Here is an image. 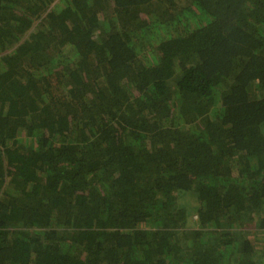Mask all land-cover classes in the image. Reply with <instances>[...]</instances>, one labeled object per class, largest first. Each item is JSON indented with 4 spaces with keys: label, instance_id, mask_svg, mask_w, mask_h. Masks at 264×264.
Segmentation results:
<instances>
[{
    "label": "trees",
    "instance_id": "trees-1",
    "mask_svg": "<svg viewBox=\"0 0 264 264\" xmlns=\"http://www.w3.org/2000/svg\"><path fill=\"white\" fill-rule=\"evenodd\" d=\"M233 258L264 264V0H0V264Z\"/></svg>",
    "mask_w": 264,
    "mask_h": 264
},
{
    "label": "rangeland",
    "instance_id": "rangeland-1",
    "mask_svg": "<svg viewBox=\"0 0 264 264\" xmlns=\"http://www.w3.org/2000/svg\"><path fill=\"white\" fill-rule=\"evenodd\" d=\"M189 197H190V195H189ZM187 199V198H186ZM189 200V199H188ZM195 220L197 219L196 217L194 218ZM236 262H238L237 261V258H233V260H232V264H235ZM263 262H264V260H263Z\"/></svg>",
    "mask_w": 264,
    "mask_h": 264
}]
</instances>
